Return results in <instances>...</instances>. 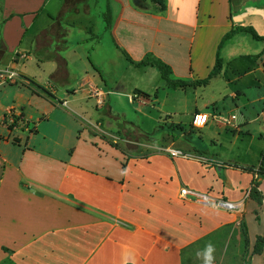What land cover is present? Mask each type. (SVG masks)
<instances>
[{"label": "crops", "instance_id": "crops-1", "mask_svg": "<svg viewBox=\"0 0 264 264\" xmlns=\"http://www.w3.org/2000/svg\"><path fill=\"white\" fill-rule=\"evenodd\" d=\"M235 11L231 17L230 0H0V68L18 72L0 86V264H203L196 253L209 243L214 264H264V246L255 254L264 238V178L247 170L256 166L220 158L191 137L158 146L131 142L126 125L102 129L104 117H121V100L111 96L130 90V101L145 108L160 90H173L156 68L135 63L152 56L170 65L174 79L201 80L232 28L264 36V0H242ZM243 35L253 39L236 34L220 54L219 77L237 82L231 97H244L256 114L249 122L241 114L238 127L264 123V42ZM32 62L51 77L45 85L26 73ZM123 62L155 84L158 72L164 85L129 89L121 72L112 75ZM58 79L72 82L59 89ZM94 88L105 93L97 115L88 111ZM10 111L19 118L13 130ZM257 178L261 198L244 200ZM217 200L243 206L230 212Z\"/></svg>", "mask_w": 264, "mask_h": 264}, {"label": "rangeland", "instance_id": "rangeland-1", "mask_svg": "<svg viewBox=\"0 0 264 264\" xmlns=\"http://www.w3.org/2000/svg\"><path fill=\"white\" fill-rule=\"evenodd\" d=\"M243 36H246L245 38L251 44L252 42L257 43L250 36ZM124 62L122 65L124 69L120 66L121 69L119 71L116 65L113 66L114 73L112 75L115 76L116 73L121 72L120 75L124 76L129 89L135 86L140 89L148 86L149 89H152L155 85L156 89H158L161 85H164L157 70V78H160V81L156 78L155 84L153 79L150 76H146L142 69H134L130 63ZM125 64L130 66L129 70L125 68ZM25 71L35 77L36 81H34L40 85H45L51 78L45 73L43 68H38L33 62L27 65ZM71 82V80L63 81L58 79L55 84L57 88L63 89L67 88ZM236 85L237 82L231 84L230 79L218 77L207 87L190 88L185 91L174 89L160 90L156 96V105L145 108H140L136 102H131L133 100L130 101L128 95L130 90L125 94L113 95L111 96L113 102L115 99L121 100L116 110V113H119L121 117L120 119L104 117L102 129L115 132L114 128L110 129L108 127L109 122H112L116 127L126 125L128 130L133 129L135 127L133 124H135L140 128L141 132L150 134V139L147 140L142 137L140 139L142 142L156 141L158 146H167L168 139L179 141L183 140L184 136L187 138L191 137L196 147L204 148L223 159H234L239 165L256 166L258 174L259 170H264V132H259L264 123L260 121L248 123L244 127L236 125V121L241 114L246 116L248 122L256 116L248 106L244 105L247 104L244 97L240 96L238 100L231 97ZM132 91L131 97L136 100L137 96ZM97 107L96 102L93 101L88 106V111L97 115ZM213 107L218 108L223 114L215 113V110H211ZM196 111L199 112L196 113ZM198 114H206L208 117L206 125L202 128L195 125L196 115ZM233 115L236 116V119L232 120L230 125L222 121V119L230 118ZM125 116H127L126 119L124 118ZM91 120V123L95 124L98 118L92 117ZM107 139L113 142V139L109 137ZM125 145L121 141H117L116 144L119 148L122 146V149L140 151L133 144H127L128 147ZM153 149L151 145L143 148L146 152ZM165 150V148L162 149V151ZM255 195L254 191H248L245 193L244 200L248 198L255 199ZM260 239L264 240V238H258V240ZM258 240L256 246L259 243ZM262 245L264 246V244Z\"/></svg>", "mask_w": 264, "mask_h": 264}, {"label": "trees", "instance_id": "trees-1", "mask_svg": "<svg viewBox=\"0 0 264 264\" xmlns=\"http://www.w3.org/2000/svg\"><path fill=\"white\" fill-rule=\"evenodd\" d=\"M242 0H230L231 3V17L234 16V14L236 13V9H238L240 3ZM58 21V20H57ZM106 21H107V28L110 27V23H111V18H110V13H108L106 15ZM57 26H60V32H58V34H60L61 39H63V46L64 49H66L68 47V42L66 39V31L65 29L60 25V23H57L55 28ZM239 33H247L250 34L253 39L255 41L258 42H264V36L259 35L256 30L251 27V26H247V27H234L232 28L228 33H226L224 35V37L222 38L219 46H218V51H217V56H216V64L215 67L213 68V70L210 72L209 76L205 79H201V80H178V79H174L173 78V72L172 69L170 67V65H168L167 63L163 62L162 60L159 59H155L152 56H148L144 61L140 62V63H135V65L137 67H154L156 68L163 80L167 83V85L174 89V90H178V89H187V88H200V87H207L211 81L213 79L218 78L223 71V61L221 58V50L224 47V45L226 44V42L230 39H232L236 34ZM126 57L129 59L130 62H132V60L129 58V56L127 54H125ZM56 56L52 55L50 56V59H54ZM19 121V118L15 119V122L13 124H9L6 122V124L8 125L10 130H13L16 126H17V122ZM133 126H135L133 129H129V130H125L124 134L128 137V139L130 141H134L136 142L137 140H140L142 137L149 140L150 139V134H145L143 132L140 131V128L138 126H136L135 124H133ZM248 171L251 172H255L256 168L254 169H247ZM258 178H264V170H259L258 171ZM256 179L255 182L252 185V190L255 192V198H261V194L258 191V187L260 185L259 183V179ZM259 243L257 244L256 248H255V254H260L262 251V247L264 244V240H258Z\"/></svg>", "mask_w": 264, "mask_h": 264}, {"label": "built area", "instance_id": "built-area-1", "mask_svg": "<svg viewBox=\"0 0 264 264\" xmlns=\"http://www.w3.org/2000/svg\"><path fill=\"white\" fill-rule=\"evenodd\" d=\"M17 78H18L17 71L13 69H9V68H0V86L10 84L13 81H15ZM104 97H105V93L102 90H99L98 88H94L91 92V98H93L97 102L98 106H102L104 104ZM15 119H16V116L14 115V113L12 111L8 112V114L6 115L7 123L13 124L15 122ZM235 119H236V116L233 115L230 118L222 119V121L230 125L231 121ZM207 121H208V117L206 114H198L196 115L195 125L196 127L202 128L206 125ZM165 151L174 157H179V156L185 157V155L179 150L167 148ZM181 194L184 197H188L191 193L183 189L181 191ZM194 197H196L197 200L202 203H205V204L211 203L207 197L197 196V195H195ZM214 204L218 208H221V209H224L230 212H238L242 209V206H243L242 203H231L225 200H217L214 202Z\"/></svg>", "mask_w": 264, "mask_h": 264}, {"label": "clouds", "instance_id": "clouds-1", "mask_svg": "<svg viewBox=\"0 0 264 264\" xmlns=\"http://www.w3.org/2000/svg\"><path fill=\"white\" fill-rule=\"evenodd\" d=\"M214 252L215 247L211 243L207 244L202 251H198L196 253L197 258H201L203 260V264H214Z\"/></svg>", "mask_w": 264, "mask_h": 264}]
</instances>
